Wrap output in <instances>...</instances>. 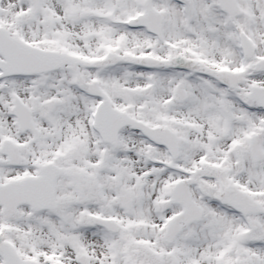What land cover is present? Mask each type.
Wrapping results in <instances>:
<instances>
[{"label":"snow or ice","instance_id":"6c2138e0","mask_svg":"<svg viewBox=\"0 0 264 264\" xmlns=\"http://www.w3.org/2000/svg\"><path fill=\"white\" fill-rule=\"evenodd\" d=\"M0 264H264V0H0Z\"/></svg>","mask_w":264,"mask_h":264}]
</instances>
